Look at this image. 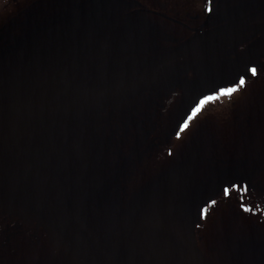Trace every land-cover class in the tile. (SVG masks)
<instances>
[{"label":"flooded vegetation","instance_id":"1","mask_svg":"<svg viewBox=\"0 0 264 264\" xmlns=\"http://www.w3.org/2000/svg\"><path fill=\"white\" fill-rule=\"evenodd\" d=\"M263 7L264 0H174L169 10L143 0H72L0 37L4 49L35 24L97 14L106 34L90 49L94 66L104 56L149 59L200 40L156 63L154 83L102 99L81 129L94 198L116 220L122 254L132 200L174 169L181 176L173 183L189 194L181 201L197 204L200 194H212L199 207L195 245L182 264H264V133L256 128L264 119ZM233 84L232 92L220 91ZM23 238L55 250L47 264H74L40 224L0 207V264H10L6 245Z\"/></svg>","mask_w":264,"mask_h":264},{"label":"water","instance_id":"2","mask_svg":"<svg viewBox=\"0 0 264 264\" xmlns=\"http://www.w3.org/2000/svg\"><path fill=\"white\" fill-rule=\"evenodd\" d=\"M95 16L35 24L0 49V207L40 224L74 264H182L195 245L199 207L212 194H200L197 204L181 201L189 196L173 183L181 173L161 174L132 200L122 254L116 220L94 198L81 129L102 99L154 83L156 63L200 40L149 59L106 55L94 66L90 49L106 34Z\"/></svg>","mask_w":264,"mask_h":264},{"label":"rangeland","instance_id":"3","mask_svg":"<svg viewBox=\"0 0 264 264\" xmlns=\"http://www.w3.org/2000/svg\"><path fill=\"white\" fill-rule=\"evenodd\" d=\"M3 1L0 0V37L19 32L30 23L33 17L53 9L56 4H62L65 1L68 4L72 0H8L4 6ZM143 2L169 10L172 8L174 0H143ZM1 43L2 40H0V45ZM253 85H260V83L253 81ZM257 121L258 133H264V119ZM127 241L130 243V237ZM4 249L5 257L10 264H47L46 262L52 258L53 251H55L48 245L45 247L43 245L30 246L24 238L9 242Z\"/></svg>","mask_w":264,"mask_h":264},{"label":"snow or ice","instance_id":"4","mask_svg":"<svg viewBox=\"0 0 264 264\" xmlns=\"http://www.w3.org/2000/svg\"><path fill=\"white\" fill-rule=\"evenodd\" d=\"M252 71L255 72V68H253ZM240 82H241V83L244 82V78H243V77H241ZM235 87H236V85L233 84L231 87H228V88H221L220 91H221V92H227V93H230V92H232V91L234 90ZM215 95H216V93L213 92V93L211 94V96H209V97H204V99H210V98L214 97ZM198 107H199V105H197V108H198ZM195 110H196V109H193V111H195ZM185 123H187V121H185ZM181 127H183V125H181ZM178 134H179V133H178Z\"/></svg>","mask_w":264,"mask_h":264},{"label":"bare ground","instance_id":"5","mask_svg":"<svg viewBox=\"0 0 264 264\" xmlns=\"http://www.w3.org/2000/svg\"><path fill=\"white\" fill-rule=\"evenodd\" d=\"M100 205V207H102L103 208V206L101 205V204H99Z\"/></svg>","mask_w":264,"mask_h":264}]
</instances>
